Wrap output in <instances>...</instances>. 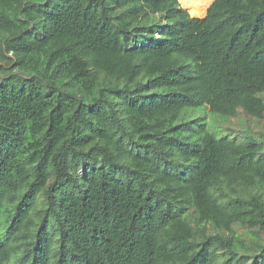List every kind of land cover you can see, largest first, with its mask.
<instances>
[{
    "label": "trees",
    "instance_id": "1",
    "mask_svg": "<svg viewBox=\"0 0 264 264\" xmlns=\"http://www.w3.org/2000/svg\"><path fill=\"white\" fill-rule=\"evenodd\" d=\"M205 9L0 0V264H264V0Z\"/></svg>",
    "mask_w": 264,
    "mask_h": 264
},
{
    "label": "bare ground",
    "instance_id": "2",
    "mask_svg": "<svg viewBox=\"0 0 264 264\" xmlns=\"http://www.w3.org/2000/svg\"><path fill=\"white\" fill-rule=\"evenodd\" d=\"M180 2L183 7L192 9L194 13H200L205 11L211 0H180Z\"/></svg>",
    "mask_w": 264,
    "mask_h": 264
},
{
    "label": "rangeland",
    "instance_id": "3",
    "mask_svg": "<svg viewBox=\"0 0 264 264\" xmlns=\"http://www.w3.org/2000/svg\"><path fill=\"white\" fill-rule=\"evenodd\" d=\"M212 1V0H211ZM179 2H180V0H179ZM180 4H181V2H180ZM181 6L183 7V5L181 4ZM208 6V5H207ZM186 10H190V12H191V14L193 15V16H203L204 14H205V11H203V12H200V13H194L193 11H192V9H189V8H187V7H184ZM206 10V9H205ZM189 12V11H188ZM189 12V13H190ZM240 114L242 115V117H245V115L242 113V112H240ZM236 121H237V118H234V117H232L231 118V124H235L236 123ZM263 123V127H264V121L262 122ZM246 231V230H245ZM257 231V230H256ZM257 234L261 237V239H263L264 240V230L263 231H257Z\"/></svg>",
    "mask_w": 264,
    "mask_h": 264
}]
</instances>
